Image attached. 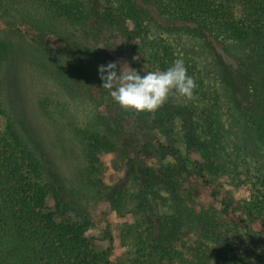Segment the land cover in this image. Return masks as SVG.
<instances>
[{
  "label": "rangeland",
  "instance_id": "rangeland-1",
  "mask_svg": "<svg viewBox=\"0 0 264 264\" xmlns=\"http://www.w3.org/2000/svg\"><path fill=\"white\" fill-rule=\"evenodd\" d=\"M88 19L84 0H0V135L15 134L20 147L41 160L45 179L48 173L60 181L69 204L66 215L88 221L86 235L109 250L111 264H127L152 223L169 217L180 221L172 246L185 258L199 244L216 248L201 226L220 213L217 198L242 212L260 172L256 158L264 156V127L252 125L232 102L234 97L245 103V88L239 84L232 93L211 70L217 69L218 54H235L236 43L217 45L205 31L196 34L177 23L159 30L163 38L156 44L167 46L174 60H183L198 87L193 99L172 93L156 112H141L138 119L100 87L98 66L126 61L141 74L169 66L149 68L155 63L134 59L142 54H123L118 48L125 37L121 32L112 30L119 39L110 47ZM141 48L148 45L142 42ZM159 114L162 122L155 124ZM111 116L124 130L135 126V120L149 124L163 145L150 147L146 159L160 180L146 195L150 217L139 208L137 181L125 176L127 154L119 134H107L116 131ZM193 134L198 142L189 140ZM93 136L107 137L110 145L93 149ZM196 162L219 191L217 197L197 177ZM47 205L54 209L52 191ZM220 251L222 259L228 250ZM160 264L187 263L175 258Z\"/></svg>",
  "mask_w": 264,
  "mask_h": 264
},
{
  "label": "trees",
  "instance_id": "trees-1",
  "mask_svg": "<svg viewBox=\"0 0 264 264\" xmlns=\"http://www.w3.org/2000/svg\"><path fill=\"white\" fill-rule=\"evenodd\" d=\"M84 1L89 23L104 43L116 45L119 35H111L112 30L121 32L125 37L119 50L129 53V57L142 54L138 62L145 57L146 62L155 63L149 68L166 69L174 61L176 56L170 55L167 46L156 44L163 38L159 30L173 28L174 23L196 34H200V29L205 31L217 45L236 43L235 54L227 58L217 52V69L211 70L216 81L232 93L239 84L245 88V103H238L233 97V105L248 116L252 125L264 127V0ZM210 41L206 43L213 48ZM142 42L148 45L146 50H142ZM133 112L140 119V113ZM161 116L154 119L155 124L162 122ZM138 123L135 120V126L128 125L124 130L116 119V131L107 134H119L127 154L125 176L132 175L137 181L139 208L150 217L146 195L160 180L146 159L151 156L150 147L161 149L163 145L149 124ZM190 139L198 142L194 134ZM93 140V149L110 145L107 137L102 141L93 136ZM255 162L260 172L252 182L242 212L230 208V202L222 197L217 198L222 205L220 213L216 211V217L201 226L216 248L199 244L191 248L190 258H185L172 246L180 221L169 217L152 223L149 233L136 242L127 264H160L164 259L175 258L187 264H264V156H257ZM196 164L193 169H197V177L211 196L217 197L219 191L212 188L204 167ZM42 165L32 151L20 147L15 134L0 135V264H111L109 250L98 247L86 235L88 221L66 215L69 204L61 183L49 178L47 171L46 180ZM50 191L55 199L52 210L47 205ZM116 192L113 189L109 199ZM220 249L228 250L222 259Z\"/></svg>",
  "mask_w": 264,
  "mask_h": 264
},
{
  "label": "clouds",
  "instance_id": "clouds-1",
  "mask_svg": "<svg viewBox=\"0 0 264 264\" xmlns=\"http://www.w3.org/2000/svg\"><path fill=\"white\" fill-rule=\"evenodd\" d=\"M98 74L102 81L100 87L109 90L121 108L136 113L156 112L172 93L191 100L198 87L182 59L174 60L166 70L144 74L126 61H110L98 66Z\"/></svg>",
  "mask_w": 264,
  "mask_h": 264
}]
</instances>
